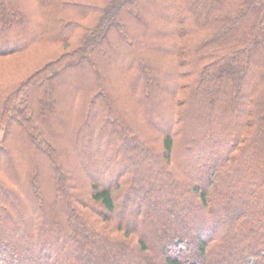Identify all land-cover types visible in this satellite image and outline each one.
<instances>
[{"label":"trees","instance_id":"obj_1","mask_svg":"<svg viewBox=\"0 0 264 264\" xmlns=\"http://www.w3.org/2000/svg\"><path fill=\"white\" fill-rule=\"evenodd\" d=\"M0 264H264V0H0Z\"/></svg>","mask_w":264,"mask_h":264}]
</instances>
